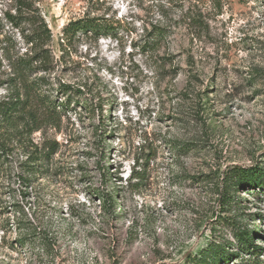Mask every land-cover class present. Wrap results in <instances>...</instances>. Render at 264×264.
Returning a JSON list of instances; mask_svg holds the SVG:
<instances>
[{
	"label": "rangeland",
	"instance_id": "rangeland-1",
	"mask_svg": "<svg viewBox=\"0 0 264 264\" xmlns=\"http://www.w3.org/2000/svg\"><path fill=\"white\" fill-rule=\"evenodd\" d=\"M88 14L116 36L65 32ZM158 20L168 41L145 54ZM259 164L264 0H0V264H206L211 243L264 264L235 237L264 248V185L223 187Z\"/></svg>",
	"mask_w": 264,
	"mask_h": 264
},
{
	"label": "trees",
	"instance_id": "trees-1",
	"mask_svg": "<svg viewBox=\"0 0 264 264\" xmlns=\"http://www.w3.org/2000/svg\"><path fill=\"white\" fill-rule=\"evenodd\" d=\"M162 21V20H161ZM160 20L157 22H152L151 24H145L143 27V36L144 40L141 45L142 52L145 54H157L160 49L167 43L170 30L167 26L162 24ZM121 21L113 17H107L106 15H91L88 14L85 19L80 20L79 22H72L68 27L65 28V32L78 24V29H82L85 32V35H89L93 38H100L101 36H116L118 27ZM30 35V36H29ZM29 35L25 34L27 43L32 44L28 50V56L30 59L34 60L36 56L42 51L40 45L45 42V39L50 37V30L48 29L45 21L42 20L41 26L39 28L33 29ZM167 47V46H166ZM160 61V67L166 69V65H172L174 63L171 56H160L157 55ZM18 63V64H17ZM14 65V71L20 72L21 76H26V70L21 72L17 66L28 67L30 65L29 60H24L20 62L18 60ZM25 85H27V80L24 78ZM87 99V98H86ZM17 103H20V100H17ZM93 104V102H92ZM190 144H186V147H189ZM184 147V146H182ZM134 164L136 162L134 161ZM107 172L110 173V168L107 169ZM136 175V172L133 171V177ZM132 176V173H131ZM131 178V179H132ZM116 181V179H115ZM241 185L248 186L251 188H258L264 185V164L255 165L253 167L244 168V167H234L230 173L226 174L223 178V187H227V196L226 202L229 201L228 197L230 190L234 187H239ZM100 201L103 200L106 203L107 198L105 195L100 194ZM110 201V200H109ZM105 207V206H104ZM255 231L249 229L238 228L235 233V237L240 244L241 250H246L248 253L254 257H260L264 255V248L255 244L254 240ZM238 257L236 253H231L226 251V246L221 244L211 243L209 247L203 252L202 258L206 264H220L223 261L228 262L230 259Z\"/></svg>",
	"mask_w": 264,
	"mask_h": 264
}]
</instances>
